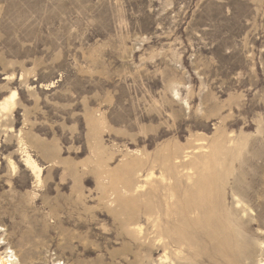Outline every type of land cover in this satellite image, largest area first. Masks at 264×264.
<instances>
[{
  "label": "rangeland",
  "instance_id": "obj_1",
  "mask_svg": "<svg viewBox=\"0 0 264 264\" xmlns=\"http://www.w3.org/2000/svg\"><path fill=\"white\" fill-rule=\"evenodd\" d=\"M13 90L16 108L0 120V254L9 247L24 264H161L163 250L137 245L120 208L107 206L113 191L99 190L98 165L121 186L128 150L162 155L219 137L213 213L228 247L196 220L191 264L264 260V0H0V104ZM21 131L44 169L41 188ZM176 180L184 200L187 180Z\"/></svg>",
  "mask_w": 264,
  "mask_h": 264
},
{
  "label": "bare ground",
  "instance_id": "obj_2",
  "mask_svg": "<svg viewBox=\"0 0 264 264\" xmlns=\"http://www.w3.org/2000/svg\"><path fill=\"white\" fill-rule=\"evenodd\" d=\"M13 80L14 76H9L8 81L12 82ZM17 98L18 90H13L0 104V120L13 113ZM104 121L97 122L98 130L105 125ZM18 137L23 162L34 177L35 188H41L44 182V169L34 159L22 131ZM217 139L212 145L210 143L201 144L205 142L204 138L194 139L195 141L187 147L177 145L164 152L165 154L154 156L147 151L128 150L120 165L123 174L122 180L120 179L121 186L115 181L116 173L104 169L102 161V164L100 162L98 165L99 190L102 195L106 191L110 192V189L113 191L105 203L112 209L120 208L123 231L133 237L137 245L139 242L141 243L139 246H144L149 241V244H154L163 250L160 257L161 264H191L189 252L193 249L195 242L190 238L187 229L196 220H199V225L208 228L209 236L221 249L228 247L227 239L223 235L225 223L222 218L218 219L217 215L213 213L220 203L215 198V184L222 176L219 173V167L225 163V160L220 158L224 156L222 154L223 141ZM231 142L230 140L229 143ZM218 144L222 145V149L217 147ZM230 151L231 149L228 152ZM11 165L15 171L16 167L13 161H11ZM177 175L182 176L183 179L186 178L188 183L184 188V200L181 199L182 190L177 183ZM236 195L234 194V197H237L236 207H233V209L235 208L234 214L243 209L240 204L244 203L242 198H238L239 194ZM114 206L115 208H113ZM142 206H145V212L142 211ZM211 214L213 217H210ZM238 214L237 216H239ZM202 215H205L204 221H201ZM143 217L147 220V226L143 224ZM237 219L239 220V218ZM228 220L230 221V219ZM2 231L0 228V233ZM1 241L7 245L0 235ZM1 250L2 248H0ZM0 264H24V262L15 251L8 247L0 254ZM261 264H264V260H261Z\"/></svg>",
  "mask_w": 264,
  "mask_h": 264
}]
</instances>
